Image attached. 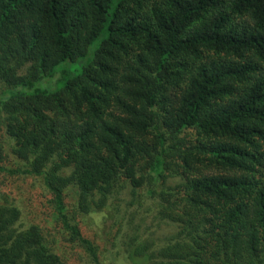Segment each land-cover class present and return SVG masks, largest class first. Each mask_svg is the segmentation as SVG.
<instances>
[{"label": "trees", "instance_id": "1", "mask_svg": "<svg viewBox=\"0 0 264 264\" xmlns=\"http://www.w3.org/2000/svg\"><path fill=\"white\" fill-rule=\"evenodd\" d=\"M0 88V174L43 177L92 264L69 189L84 210L129 190L152 201L113 213L132 228L129 263L264 264V0H0ZM198 164L227 174L185 176ZM25 224L0 191V264L68 262ZM162 225L176 231L150 238Z\"/></svg>", "mask_w": 264, "mask_h": 264}, {"label": "rangeland", "instance_id": "2", "mask_svg": "<svg viewBox=\"0 0 264 264\" xmlns=\"http://www.w3.org/2000/svg\"><path fill=\"white\" fill-rule=\"evenodd\" d=\"M57 80L58 77L42 81L37 85L38 89L55 90L58 87L56 85ZM1 93L2 89L0 88ZM141 139L148 144L153 143V137L150 135L141 137ZM213 142L217 145H223L229 143V139L226 137H216L213 139ZM20 165L22 164L10 155L6 166L8 168H15ZM143 167L144 162H141L138 168L139 174L144 172ZM72 170L73 167L67 168L65 175H68ZM201 174L225 175L227 173H224L220 167L218 168L211 164H198L193 169L185 171V176L191 178ZM182 181L183 178L179 176L168 178V182L172 186ZM153 187L157 191V185ZM0 191L6 194L19 207L21 213H23L26 226H39L44 234L51 238V240H54L63 252L68 253L69 259L66 264H92L85 249L70 242L68 234L63 229L62 222L57 217L53 195L45 186L43 177L0 174ZM129 191L118 199V203H112L102 209L91 205L90 208L85 210L80 208L76 192L71 189L65 191L64 202L69 217L79 224L84 237L93 241L103 264H132L126 260L125 255L127 253L126 250L129 249L127 242L129 234L132 233V228L128 224H125V220L114 216L115 214L113 213L157 212L152 201L147 199L146 194L142 198L137 199L134 204L135 200L132 198V195H129ZM91 202L94 203L93 200ZM136 208L140 209L139 212L135 210ZM143 223L142 232L146 233L153 225L152 217H147V220ZM175 231V228L172 226L162 225L160 229L156 230L153 228L149 237L157 238L156 234L159 237H163L164 234H173Z\"/></svg>", "mask_w": 264, "mask_h": 264}]
</instances>
